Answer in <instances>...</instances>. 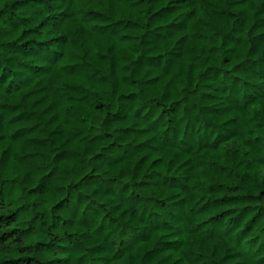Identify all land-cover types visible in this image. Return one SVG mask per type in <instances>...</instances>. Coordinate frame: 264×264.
Wrapping results in <instances>:
<instances>
[{"label": "trees", "instance_id": "obj_1", "mask_svg": "<svg viewBox=\"0 0 264 264\" xmlns=\"http://www.w3.org/2000/svg\"><path fill=\"white\" fill-rule=\"evenodd\" d=\"M0 264H264V0H0Z\"/></svg>", "mask_w": 264, "mask_h": 264}]
</instances>
